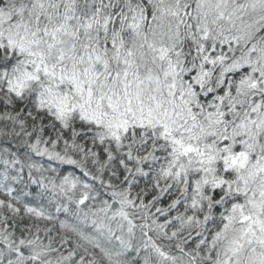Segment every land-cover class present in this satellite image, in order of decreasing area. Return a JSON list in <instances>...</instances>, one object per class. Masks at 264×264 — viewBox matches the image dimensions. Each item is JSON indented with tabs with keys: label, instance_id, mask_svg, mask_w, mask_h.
Here are the masks:
<instances>
[{
	"label": "snow or ice",
	"instance_id": "6c2138e0",
	"mask_svg": "<svg viewBox=\"0 0 264 264\" xmlns=\"http://www.w3.org/2000/svg\"><path fill=\"white\" fill-rule=\"evenodd\" d=\"M0 264H264V0H0Z\"/></svg>",
	"mask_w": 264,
	"mask_h": 264
}]
</instances>
